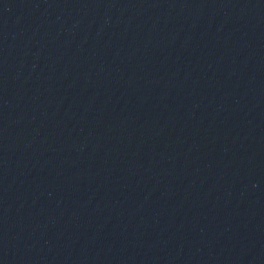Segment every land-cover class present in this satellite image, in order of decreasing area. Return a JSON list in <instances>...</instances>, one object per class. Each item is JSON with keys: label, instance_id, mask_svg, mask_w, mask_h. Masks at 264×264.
<instances>
[{"label": "water", "instance_id": "1", "mask_svg": "<svg viewBox=\"0 0 264 264\" xmlns=\"http://www.w3.org/2000/svg\"><path fill=\"white\" fill-rule=\"evenodd\" d=\"M0 264H264V0H0Z\"/></svg>", "mask_w": 264, "mask_h": 264}]
</instances>
